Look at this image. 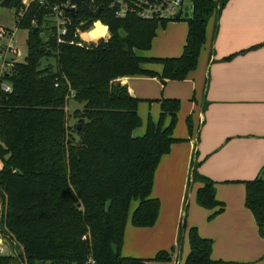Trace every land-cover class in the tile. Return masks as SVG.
Listing matches in <instances>:
<instances>
[{"label": "trees", "instance_id": "obj_1", "mask_svg": "<svg viewBox=\"0 0 264 264\" xmlns=\"http://www.w3.org/2000/svg\"><path fill=\"white\" fill-rule=\"evenodd\" d=\"M55 1L77 6L74 24L102 20L110 38L80 46L72 27L67 42L59 44L45 8L32 3L19 17L23 0H0L3 7L16 11L17 23L28 30L25 60L3 79L12 92L0 89V232L23 251L0 256V264L16 258L23 264H147L148 260L122 255L126 226L133 202L138 203L133 226L153 227L158 220L161 203L152 197L154 179L162 157L178 141L173 133L181 101L158 100L159 121L149 117L145 134L135 136L142 126L141 100L119 80L133 75L156 76L163 85L185 80L198 66L217 3L190 0L193 10L185 18L188 35L180 57L146 58L138 51H149L157 29L166 23L135 16L118 19L109 9L112 0ZM85 5L102 7L100 15H86ZM101 30L99 26L92 37ZM121 30L128 37H121ZM148 62L162 64L163 72L143 69ZM72 94L84 107L74 111L71 125L67 106ZM244 183L246 207L264 236V168ZM197 200L207 209L219 207L210 218L224 210L209 179L198 190ZM189 242L191 251L183 264L224 263L212 259L214 242L196 227L189 230ZM171 256L162 250L152 260L170 261Z\"/></svg>", "mask_w": 264, "mask_h": 264}, {"label": "crops", "instance_id": "obj_2", "mask_svg": "<svg viewBox=\"0 0 264 264\" xmlns=\"http://www.w3.org/2000/svg\"><path fill=\"white\" fill-rule=\"evenodd\" d=\"M214 1L217 9L208 19L198 66L185 80H169L164 85L158 77L148 75L119 80L141 100L142 126L135 136L145 134L149 117L159 121L158 100L181 101L180 129L173 133L178 141L162 157L154 179L152 197L161 203L158 220L153 227L133 226L131 217L138 204L133 202L126 226L122 255L148 260L147 264H183L191 251L188 231L193 227L203 238L213 240L214 261L264 264V237L246 207L244 183L258 177L264 168V0ZM174 28L170 37L169 31L163 32L162 52L150 53L158 44L156 35L152 48L138 51V55L180 57L188 23H175ZM142 68L163 72L160 63H144ZM184 122L188 128L191 125L189 134L181 130ZM207 179L215 184L216 198L224 205L213 218L219 207L207 209L197 200ZM4 242L12 251L14 244L19 246ZM162 250L170 251L172 259L153 261ZM22 251V247L15 249L17 255Z\"/></svg>", "mask_w": 264, "mask_h": 264}, {"label": "built area", "instance_id": "obj_3", "mask_svg": "<svg viewBox=\"0 0 264 264\" xmlns=\"http://www.w3.org/2000/svg\"><path fill=\"white\" fill-rule=\"evenodd\" d=\"M22 3L23 8L19 12V17L24 16L32 3H38L47 10V19L50 21L49 26L59 44L67 42L66 37L72 27H74V38L80 39V42L77 43L80 46L98 44L100 41H107L110 38L109 26L102 20V23L106 26V32L98 39L92 37L93 32L98 30L96 24L98 20L83 19L74 24L73 18L77 15V6L71 1L59 3L55 0H23ZM186 7H189L190 11L193 10L190 0H112L109 5V9L118 19L135 16L139 19L166 24L182 19ZM90 8L94 11L97 10L96 7ZM73 10L74 14L72 13ZM179 11H182V15L180 19H177ZM87 34L90 35V38H85ZM13 36V31L10 32L5 28H0V39H8V43L0 49V89L6 92H12V87L3 79L6 75L13 73L16 63L21 62L20 58L23 57V53L13 47ZM70 43L75 44L74 41ZM72 97L74 98L73 94ZM13 254L14 251L5 244L0 232V256Z\"/></svg>", "mask_w": 264, "mask_h": 264}, {"label": "rangeland", "instance_id": "obj_4", "mask_svg": "<svg viewBox=\"0 0 264 264\" xmlns=\"http://www.w3.org/2000/svg\"><path fill=\"white\" fill-rule=\"evenodd\" d=\"M18 21H19V18L17 17L16 11L14 9L5 8V7H3L0 4V27L1 28H6V29L8 28V29L13 31V33H14V36H13V47L23 53V57H21L20 60L24 61L25 57L27 56L28 30H26L24 28H21L19 26V24L17 23ZM181 22H186L187 23V21L185 20V17H183L181 20H176V21L169 22L165 26L160 25L159 28L157 29V37L155 39L156 41H158L157 42L158 44L155 46L154 49L152 48L150 53H152V52L153 53L162 52L164 44H165V39L162 40L163 39L162 36L164 35L163 32L164 31H169L168 32V37H170L174 33V29H175L174 28V24L175 23H181ZM48 35H49V32L47 30L42 32V37L45 40L49 38ZM97 38H99V37H97ZM97 38H95V39H97ZM7 43H8V39L7 38L0 39V49H1V47L6 45ZM46 62H47L46 60H43V65ZM49 62L54 64L55 60L54 59H50ZM83 107H84L83 103H79L73 97L70 98L68 106H67V110H68V114L70 116L71 125L75 122L74 117H73L74 111L77 110V109L82 110ZM178 122H177V125H176V131L177 132H178V129H180V124ZM182 129H183V132L186 131L189 134V128H188L186 122H184L183 127L181 128V130ZM181 130H180V132H181ZM0 164H3V161L1 159V157H0ZM194 167H196L195 163H194ZM193 178H194V168H193V173H192V176H191V180L192 181H193ZM188 206L189 205L187 203V205L185 207V212L187 211ZM186 215H187V212H186ZM188 233H189V231H188ZM17 247H20V249H21L20 245L19 246H15V244H14V246H13L14 253H15L14 255H17V253L15 252V249H17ZM10 264H23V263L21 262V260L19 258H16V259H13Z\"/></svg>", "mask_w": 264, "mask_h": 264}, {"label": "water", "instance_id": "obj_5", "mask_svg": "<svg viewBox=\"0 0 264 264\" xmlns=\"http://www.w3.org/2000/svg\"><path fill=\"white\" fill-rule=\"evenodd\" d=\"M101 10H102V7H99L97 10L94 11V10H92V9L90 8V6H88V5H85V6H84V12H85L86 15H88V16H99L100 13H101ZM72 13L74 14V10L72 11ZM181 15H182V11H179V13L177 14V19H180ZM191 15H192V11L189 10V7H186V11L184 12V17L188 18V17H190ZM96 24H97V25L100 24V25H102L103 27L106 28V26L102 23L101 20H98V21L96 22ZM37 32H38V28L36 27V28L34 29V33H37ZM94 33H95V32H93V34H94ZM120 35H121V37H123V38L128 37V34H127L124 30H121V31H120Z\"/></svg>", "mask_w": 264, "mask_h": 264}, {"label": "bare ground", "instance_id": "obj_6", "mask_svg": "<svg viewBox=\"0 0 264 264\" xmlns=\"http://www.w3.org/2000/svg\"><path fill=\"white\" fill-rule=\"evenodd\" d=\"M99 26L100 27H102V30H101V33L97 36V37H101V36H103L104 35V33L106 32V28L105 27H103L102 25H100V24H98V30H99ZM96 37V38H97ZM98 39V38H97Z\"/></svg>", "mask_w": 264, "mask_h": 264}]
</instances>
